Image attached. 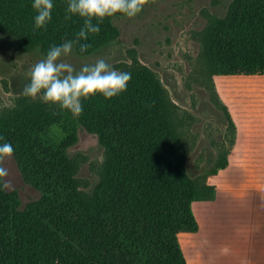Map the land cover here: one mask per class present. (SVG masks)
<instances>
[{
  "label": "crops",
  "instance_id": "1",
  "mask_svg": "<svg viewBox=\"0 0 264 264\" xmlns=\"http://www.w3.org/2000/svg\"><path fill=\"white\" fill-rule=\"evenodd\" d=\"M256 88L238 91L224 163L194 192L177 177L164 106L149 80L97 111L119 152L110 184L72 242L98 264H160L173 253L184 264H264V96L258 102L244 92ZM8 229L0 199V233Z\"/></svg>",
  "mask_w": 264,
  "mask_h": 264
},
{
  "label": "trees",
  "instance_id": "2",
  "mask_svg": "<svg viewBox=\"0 0 264 264\" xmlns=\"http://www.w3.org/2000/svg\"><path fill=\"white\" fill-rule=\"evenodd\" d=\"M120 14L123 13L105 17L99 33L89 34L87 40L80 39L74 44L75 53L85 54L109 42L115 31L111 19ZM34 27L3 23L0 18V33L12 35L17 49L36 50L43 57L50 46L75 41L80 31L59 24L35 30ZM199 43V57L209 81L213 73H264V0H233L223 16L210 19L201 30ZM81 44L90 47L81 52ZM116 64L122 72L131 73L126 90L110 99L98 92L82 97L83 112L78 117L58 104L43 102L40 96L24 97L23 90L15 93L9 104L0 106V144L7 142L13 146L12 156L21 178L38 191L19 206L15 190L5 189L0 183V199L10 230V243L7 239L3 243L0 233V264L4 260L5 264H98L71 238L91 216L110 184L119 152L117 135L95 114L140 82L144 75L142 67L134 63ZM203 84L212 94L211 82ZM153 86L162 100L171 132L177 177L186 191H197L205 174L221 166L225 156L204 174L188 172L185 158L189 144L181 128L182 117L176 111L177 105L161 92L156 81ZM220 106L228 114L224 104ZM79 130L95 135L101 146L100 157L89 159L80 150L69 151ZM84 161L92 179L78 173ZM160 264L184 262L179 254L173 253Z\"/></svg>",
  "mask_w": 264,
  "mask_h": 264
},
{
  "label": "rangeland",
  "instance_id": "3",
  "mask_svg": "<svg viewBox=\"0 0 264 264\" xmlns=\"http://www.w3.org/2000/svg\"><path fill=\"white\" fill-rule=\"evenodd\" d=\"M232 1L148 0L134 17L125 14L112 17L115 31L109 42L85 54H76L72 49L68 56L61 59L72 64L77 71L101 58L117 71H121L117 62L142 67L143 77L152 85L156 81L161 92L177 105L176 111L182 117L181 128L189 144L188 171L204 174L215 168L224 156L232 136L228 110L232 112L235 106L242 103L243 89L256 86L255 91L244 92L260 96L258 102L264 96V73H213L209 81L207 69L201 63V30L210 19L223 16ZM33 2L0 0L2 22L34 25L37 13L32 7ZM52 3V18L47 24H59L65 29L83 27L84 18L67 12L68 0H52ZM66 15L71 18L65 19ZM92 23L95 25L97 18H93ZM44 58L36 50L17 49L12 35L0 33V106L9 104L11 97L23 90L29 83L25 73ZM210 82L213 95L203 84L210 85ZM239 90L242 91L239 93ZM221 103L228 114L221 108ZM100 149L95 135L79 130L77 141L69 151L80 150L92 159L100 157ZM4 166L9 169L7 179L12 182L11 189L16 192L19 206L38 194L21 178L13 156L5 160ZM78 173L92 179L86 161L80 165ZM2 236L3 243L4 239L10 243V230L4 231Z\"/></svg>",
  "mask_w": 264,
  "mask_h": 264
},
{
  "label": "clouds",
  "instance_id": "4",
  "mask_svg": "<svg viewBox=\"0 0 264 264\" xmlns=\"http://www.w3.org/2000/svg\"><path fill=\"white\" fill-rule=\"evenodd\" d=\"M148 0H68L67 12L79 14L84 18L83 27L77 33L75 41L68 40L59 46H50L46 57L31 66L25 73L29 79L22 91L24 97L32 99L39 95L45 103L58 104L61 109L69 110L78 117L83 112L81 98H88L101 93L110 99L126 90L131 73L117 71L105 59H98L93 64H85L78 71L61 58L68 56L75 43L80 39L87 40L89 34L99 33V23L105 17L123 13L134 17L140 13ZM52 0H34L32 7L37 13L34 17V30L44 27L51 20ZM70 16L65 19H70ZM97 18V23H92ZM89 44H81L80 51L85 52ZM2 139V137H0ZM14 148L10 143L0 144V183L5 189L12 188L9 169L4 162L10 159Z\"/></svg>",
  "mask_w": 264,
  "mask_h": 264
}]
</instances>
